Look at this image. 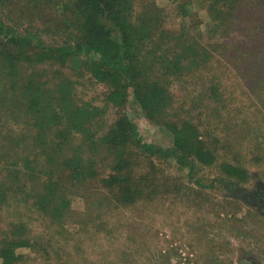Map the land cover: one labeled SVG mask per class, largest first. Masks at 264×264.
<instances>
[{"label":"rangeland","instance_id":"1","mask_svg":"<svg viewBox=\"0 0 264 264\" xmlns=\"http://www.w3.org/2000/svg\"><path fill=\"white\" fill-rule=\"evenodd\" d=\"M154 3L163 10V27L172 41L180 36L194 39L210 59L171 77L159 73L153 61L148 65V78L164 82L170 94L161 119L193 125L216 160L212 165L197 163L190 170L174 159L138 156L131 169L134 189L144 198L133 205H125L121 189L104 185L112 173L109 156L95 154L96 166L83 180L74 182L69 171H61V192L71 203L61 223L24 203L15 208L19 213L0 212V244L6 238L21 239L20 223L29 230L26 239L36 243L18 249L27 258L25 264H264V81L254 83L249 76L251 53L264 49V0H240L236 21L219 33L206 12L207 4L200 0H138L134 15L140 16ZM21 13L0 5V17L9 24L22 31L39 26L49 46L65 41L53 25L38 17L30 22ZM44 62L36 64L37 79L54 86L52 75L58 70L72 82L77 105L102 109L95 119L103 125L101 135L118 113H125L145 143L172 146V135L148 120L132 97L122 110L108 105L109 87L91 78L85 59L69 60L61 67L52 58ZM214 74L220 92L211 97L207 80ZM3 85L10 84L0 81V101L5 97ZM9 105L4 103L3 110ZM6 116H0L2 127ZM22 120L5 131L12 136L27 134V118ZM9 164L11 160L0 156V180L5 183ZM226 165L246 170V181L231 179L224 173ZM28 189L39 191L32 183Z\"/></svg>","mask_w":264,"mask_h":264},{"label":"trees","instance_id":"2","mask_svg":"<svg viewBox=\"0 0 264 264\" xmlns=\"http://www.w3.org/2000/svg\"><path fill=\"white\" fill-rule=\"evenodd\" d=\"M137 1L0 0V5L16 7L22 15H28L30 22L38 17L45 25H53L55 33L65 38L61 44L49 46L42 40L45 30L39 26L35 31H22L0 17V81L10 84L3 85L1 91L5 97L0 101V116L6 114L7 122L0 125V156L11 160L5 170L9 183L0 180V212L8 209L19 213L15 208L24 203L51 222L61 223L71 203L66 192H61L60 172L69 171L74 182L85 179L96 166L95 154L111 158L112 173L103 182L108 189L119 188L126 194L125 205L144 198L133 183L131 168L138 156L174 159L190 170L197 163L215 162V154L205 150L199 140L197 128L190 123L162 121L170 94L164 82L148 78L146 72L153 61L159 65V73L177 76L209 61V53L206 49L200 52L199 43L189 37L180 36L173 42L172 34L163 27V10L155 3L145 6L140 16L134 15ZM200 1L207 4L206 12L218 33L240 13V0ZM260 50L249 57V76L254 83L264 81V49ZM50 58L59 67L69 60L85 59L91 78L109 87L107 104L122 110L132 97L148 120L172 135V146L165 149L145 143L137 125L125 113H118L114 124L101 135L103 125L95 119L102 109L77 105L68 78L57 70L52 75L54 86L37 79L36 67ZM217 76L207 80L211 97L220 92ZM6 102L10 105L4 111ZM23 116L27 118V134L12 136L5 131L9 124L22 122ZM224 173L246 181L247 171L240 166L226 165ZM30 183L39 190L36 194L28 189ZM20 224L24 237L19 230L21 239L6 238L0 244L1 264H25L27 258L19 255L18 249L36 245L26 239L27 225Z\"/></svg>","mask_w":264,"mask_h":264}]
</instances>
